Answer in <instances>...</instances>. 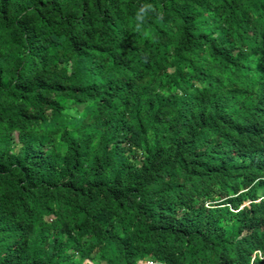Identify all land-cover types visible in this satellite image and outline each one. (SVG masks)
<instances>
[{
	"label": "trees",
	"instance_id": "obj_1",
	"mask_svg": "<svg viewBox=\"0 0 264 264\" xmlns=\"http://www.w3.org/2000/svg\"><path fill=\"white\" fill-rule=\"evenodd\" d=\"M0 264H264V0H0Z\"/></svg>",
	"mask_w": 264,
	"mask_h": 264
},
{
	"label": "clouds",
	"instance_id": "obj_2",
	"mask_svg": "<svg viewBox=\"0 0 264 264\" xmlns=\"http://www.w3.org/2000/svg\"><path fill=\"white\" fill-rule=\"evenodd\" d=\"M152 6L151 5H145L144 7H141L139 10V13L137 14V19L138 20H142L143 16L146 14V12L151 9Z\"/></svg>",
	"mask_w": 264,
	"mask_h": 264
}]
</instances>
